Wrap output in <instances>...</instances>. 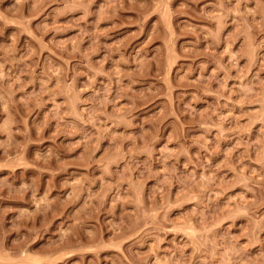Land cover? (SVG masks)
<instances>
[{"label": "rangeland", "instance_id": "1", "mask_svg": "<svg viewBox=\"0 0 264 264\" xmlns=\"http://www.w3.org/2000/svg\"><path fill=\"white\" fill-rule=\"evenodd\" d=\"M0 264H264V0H0Z\"/></svg>", "mask_w": 264, "mask_h": 264}]
</instances>
